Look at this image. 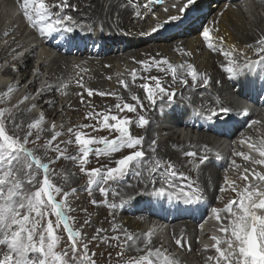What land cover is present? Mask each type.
<instances>
[{"label": "bare ground", "instance_id": "obj_1", "mask_svg": "<svg viewBox=\"0 0 264 264\" xmlns=\"http://www.w3.org/2000/svg\"><path fill=\"white\" fill-rule=\"evenodd\" d=\"M53 1L61 2V0H51L45 1V3L50 6ZM211 1H214L212 8H216L220 16L218 18L217 14L213 15L209 11L206 12V6ZM243 1L245 0H196L194 7L197 9L202 8V12L196 13L195 11L194 13L184 14L188 18L195 16L192 22L180 28H172L176 29L173 32H169V29L167 32H157L144 36L143 33L145 31L150 32L155 18L167 19L168 15L178 14L176 6V9L172 6L179 5L181 0H138L139 6L134 0L131 7H129L127 0H70V7L66 10H72V7L75 9L77 13L73 17L80 21L81 25L85 24L83 32L87 33V35L79 33L80 36L71 44L60 33L54 34L52 41L48 40L51 38H42L37 29L28 31V25L20 30L18 37L7 40L15 32L12 25L16 24L18 19L22 17L23 9L21 8L22 15L14 20H11L13 13H9L10 16L7 18V15L2 14V11L0 12V98H2L0 107L9 108L16 113L17 110L14 106L19 104L17 121L24 122L25 131L28 123L34 122L43 114L45 118L42 125L44 131L40 133L41 139L37 141L41 145L45 146L47 141L52 139L54 132L61 133L53 141L52 145L47 147L51 152L44 160V162H48L51 159L54 161V163L50 164L53 181H56L64 190L71 192L70 190H72L76 178H80L85 185L79 188L76 187L77 191L75 194L87 190L88 177L79 170L80 153L79 146L75 142V133L79 131L86 138L107 137L112 139L116 133H110L109 130L102 129L100 121L103 120L105 114H115L120 117L126 116L130 118L133 122L130 126V131L135 136H143L145 138L144 148L146 151L148 144L153 139L157 141V152L155 155L164 164L171 162L174 165V169L178 173H183L184 177L187 178L182 179L179 175L174 178L169 177L177 188L191 182L194 187L203 190V200L190 205L182 201H166L167 196L165 195V202H169V206H166L168 203L164 202L163 205L160 197L146 194L137 195L133 192V189H136V192L143 193L145 186L141 183V178L134 174L135 168L132 169V172L126 178L119 182H110L111 191L108 197H103L96 186H93L92 195L89 196L87 192L85 201L89 211H92L96 217V222L89 220L87 215L77 213L78 225L74 222L73 227L79 229L84 221H89L88 224H83V229L87 232L88 235H86L91 239L90 242L92 243L84 236L83 239L91 247L95 246L101 250L107 248L108 250L101 253L102 256L109 254L112 257V255H117L118 252L122 251L120 247H117L118 242L111 239V237L116 235L123 236V233H118L114 229H127L133 235L143 236V229L147 226L149 227L150 224L149 230L153 233L160 231V234H164L161 231L162 227L165 226L166 228L168 225L169 233L173 240L182 238L184 247L177 246L176 243L175 247L170 244H164L163 250L171 253L172 250L175 251L180 248L185 253L186 259H188L191 253L197 252L198 248L197 241L196 243L195 240L190 242L192 236L198 237L195 224L205 216L209 206L214 203V207L222 209L229 201L238 199L231 190L226 191L227 194L221 201L216 198L220 179L219 167H227L229 162L227 156L225 159V154L227 155V153H223L225 151L218 152L214 148V142L216 140L220 141L221 138L230 139L241 132L243 133V131H247L249 138L257 139L255 129L257 127L258 129L260 127L264 128V105H255L254 110L251 109L246 116L240 111L238 116L234 114L238 112L236 111L237 109H242L239 108V102H249V99L253 97L254 91L258 93L261 81L259 77L252 76V67L243 69L236 77V80L229 79L228 74L223 71V67L228 62L227 59L220 52H213L210 49L209 53H206L207 45L201 47L199 43L197 45V41L192 43V39L185 41L182 39L181 41L179 38V40H175L176 44L166 45V43L174 35H179V37H187V34L190 36L194 35L195 25H199L200 21H204L210 15L207 27L212 30L210 32L211 38L218 40L219 37H223L224 40L221 46L225 50L235 46L237 51L247 52V59L258 60L259 56L254 51V48L256 40L264 35V30H260L262 25L264 26V19L259 18V21H257V18L254 17L253 21L248 22L247 17H242L244 9L239 7L238 3ZM254 1L259 5L255 12L261 7L264 8V0ZM12 2L13 0H2L1 4L4 7L12 8ZM157 2H161L162 6L158 7ZM56 11H59V9L55 8L52 10V12ZM62 14H66V11L64 10ZM115 14H117L116 18H114ZM8 20H10V23L8 22L10 25H7ZM91 28H93L92 31ZM197 28L200 29V25ZM24 34L26 35L24 36ZM125 34L126 36L129 34V37H125ZM63 35L67 36V34ZM238 35H240V38ZM55 36H57V39L54 41L53 38ZM3 41L4 43H2ZM151 41L159 42L156 43L159 45L148 46ZM93 42L95 46L91 50L90 47ZM249 45H252L253 48L249 49ZM38 47L43 49L44 56L35 60L33 53L35 54V51L39 49ZM60 48L65 49L64 54L61 50L56 55H53ZM22 52L24 54L18 58L17 56ZM189 52L191 53L190 56L187 55ZM235 55L236 53L234 52L233 57ZM153 59L160 61L167 59L176 66L192 63L198 73L205 74L210 78V84L207 87L201 85L196 88L173 84L170 71L161 72L158 66H153L149 71L145 72L144 68L147 65L138 63L139 61L151 63ZM243 61L244 57H241L240 62L243 63ZM5 62L8 65L1 70ZM119 62L124 64L121 68L119 67L122 70L124 69V74L119 70L112 73L113 69H118L116 64ZM131 63H134L135 69L130 67L129 64ZM72 66H77V69L72 71ZM162 66L167 68V65ZM70 70L72 71L71 73ZM134 70L138 73L135 81L132 79ZM260 70L258 68L256 73H259ZM178 75L188 78L191 83L190 77L186 76V72L183 69H178ZM151 76H158L161 84L169 90L178 88V91H176V103L165 106L163 113L160 111L159 100H157L155 106L151 105L147 100L144 89L140 87L143 83H149L150 87H154V81L145 79ZM121 80L127 84V88L120 84ZM62 82L68 84L65 88L59 89V83ZM234 83H236L239 91L233 89ZM9 87L13 91L7 96H2ZM89 89L93 90L91 97L88 96ZM98 92L109 93V95L100 96L97 94ZM113 93L115 95H111ZM199 93L203 94V98H199ZM133 94L142 101L143 108L138 107L134 113L115 109V105L118 102L121 103V106L124 103L135 104L136 102L131 99ZM25 96H29L30 99L20 104V101ZM117 97L120 99L118 100ZM239 99L243 100L239 101ZM33 105L36 107L33 108ZM39 105L40 114H33L32 112ZM55 106L62 107L59 110ZM221 107L232 110L226 122L220 123L217 120L211 126L206 122V126L210 129L208 134L203 131L202 124H200L201 132L198 131L199 129H195L194 122L197 123L198 120L195 119L193 114L190 115L191 112L195 113L196 110H199L200 113L207 116L210 114V108L219 110ZM89 113L98 116L99 120L89 117ZM140 115H143L150 123L140 127ZM77 116H79L81 121L75 125L74 120H76ZM252 119L260 123L249 124V120L251 121ZM50 121L52 125L48 126L47 123ZM110 123L114 122L110 121ZM92 124L97 125V131H93L90 127H83L84 125ZM53 125H55L54 129ZM65 125H69L73 132L69 133V128L66 130ZM176 128L177 130L188 129L189 132L192 130L190 133L197 135L198 138L194 140L190 136L188 143L186 142L187 139L180 143L178 138L175 139L176 132H173ZM213 129H216L215 134H211ZM31 139H35V130ZM257 142L259 143L260 141L257 139ZM57 145L64 152V158L57 159L59 153L54 150ZM231 149H233V146ZM129 151L124 149L107 156L101 154L99 157L92 153L89 156V163L86 168L106 170L107 167H115V161L129 154ZM186 151H195L199 156L207 155L208 159L205 163L200 164L198 158L186 157L184 155ZM147 155L150 157L152 153L147 152ZM70 157H75V159ZM237 162H240L239 158ZM148 163H151V161ZM57 170L61 171V173H56ZM157 178L159 181V172L157 173ZM159 186V182L149 186L148 192L150 193L154 187ZM164 187L167 191L168 185L165 184ZM116 193L120 195H116ZM128 193H133V199L130 202H128ZM121 199L126 201V203L122 207H118L113 213L108 207V203H117L119 205ZM92 200H97L99 203L94 205ZM75 204L77 206V202ZM156 209H161V211H157L158 215H156ZM224 215V213H221V216ZM151 217L155 218L156 221L152 223L151 221H146L147 219L151 220ZM171 217H173V220L170 219ZM221 223L226 224L227 220L224 219ZM220 224L218 227L215 226L217 230ZM98 229H103V231L98 233ZM82 234L84 235V233ZM94 235L98 236L95 241L90 238ZM222 235L223 233L219 232L218 237ZM160 245L161 242L157 244V241H151L150 246L157 248ZM6 252H3L0 258H3ZM124 254L128 255V257H135L145 255L146 250L139 253L132 250ZM216 255L217 253L211 246L205 247L198 253L197 260L202 264H209L210 260L208 257H215ZM168 256L175 261V264H185L178 261L177 257H173V255L169 254ZM95 260L98 264H101L96 258ZM211 264H215V260H212Z\"/></svg>", "mask_w": 264, "mask_h": 264}, {"label": "snow or ice", "instance_id": "obj_2", "mask_svg": "<svg viewBox=\"0 0 264 264\" xmlns=\"http://www.w3.org/2000/svg\"><path fill=\"white\" fill-rule=\"evenodd\" d=\"M134 0H127L129 7L132 6ZM139 6L138 0H136ZM196 0H181L179 5H174L177 8L178 14L168 15L167 19L155 18L154 25L150 32L145 31L144 36L152 33H157L160 30L167 32L172 28H180L188 19L186 10L190 13L192 6ZM21 8L23 9L24 18L30 23L33 29H37L42 38H51L54 34L60 33L62 37L67 39L68 43H72L77 39L78 29L82 28L80 21L74 19L72 15L62 14L64 10L70 7L67 0H61V3L55 5L59 11L52 12L45 0H22ZM167 12V10H165ZM209 27H203L201 35L207 47L213 52H220L226 59L227 65L223 67V71L228 74L229 79H235L243 69L251 68L256 65L264 67V35L260 36L255 42L254 51L259 56L258 60L247 59V52L237 51L235 46L225 50L223 37H219V44L212 41ZM63 34H67L64 36ZM249 49L253 46L249 45ZM236 53L233 57V53ZM191 55V53H187ZM244 57L243 63L240 58ZM142 65H147L144 71H149L153 66H158L161 72H171L172 83L182 84L185 87H207L210 84V78L198 73L196 67L192 63L186 65H173L167 59L163 61L155 60L151 63L148 61H139ZM162 65H167L164 68ZM178 69H183L186 72L185 78L183 75H178ZM138 73L134 70L132 79L135 81ZM155 82L154 87H150L149 83L140 85L144 89L147 100L153 106L160 102V111L163 113L165 106H170L176 102L177 92L175 89L169 90L161 84L158 76L146 77ZM120 84L127 88V84L123 80ZM81 87H83L81 85ZM13 89L8 88L7 92L2 96H7ZM100 96L109 95V93L98 92ZM93 95V90H88V96ZM111 95H115L114 93ZM29 96H25L20 104L29 100ZM119 100L120 98L117 97ZM131 99L135 104L116 103L115 109L134 113L137 108H143L142 101L138 96L133 94ZM2 102V98H0ZM17 110L14 113L11 109L0 107V246H5L7 252L0 258V264H96L92 258L95 253H89V244L83 239V234L80 230L73 227V218L69 215L72 210L69 203V196L77 191L73 188L71 192L64 190L53 182L52 169L50 164L54 161L49 160L44 162L37 155L36 151L29 147L30 144H35L41 139L40 133L44 131L42 125L44 122L43 114L40 115L32 123L25 125L23 121H17V113H19V104L14 106ZM33 108L36 106L33 105ZM187 107V106H186ZM230 109L221 107L219 111L215 108L209 109V115L205 117L210 122V126L223 120L226 122L230 116ZM197 115H202L199 110ZM244 115H247V109L244 110ZM89 117L99 120L98 116L89 113ZM114 122V123H110ZM133 122L128 117H120L118 115L105 114L103 120L100 121L102 129L109 130L110 133H116L115 137L109 139L107 137L86 138L79 131L75 133V142L79 146V170L84 173L87 179V191L89 196L92 195L93 186H96L98 192L103 197L110 195V182H119L126 178L132 169H136L135 175L141 178V183L144 184L143 193L133 192L137 195H151L154 197H163L167 195L170 199L182 201L185 204L198 203L203 200V190L194 187L191 182L177 188L169 179V177L180 176L184 177L183 173H178L174 169L171 162L166 164L155 155L157 152V141L153 139L147 146V151L144 148L145 138L143 136H135L130 131V126ZM150 121L143 115L139 116V126L144 127ZM259 121H252V124H258ZM90 127L93 131H97V125H84ZM55 125H53V129ZM35 139H31L34 135ZM68 132H73L69 128ZM23 133V134H21ZM61 135L60 132H54L52 139L47 141L45 147L52 145L53 141ZM245 141H241L244 143ZM248 147L255 151L259 159L245 154L244 152L235 153V155L243 158L244 161H250L253 165L264 166V140L258 144L249 142ZM130 150L129 154L124 155L115 161V167H107L106 170L101 168L87 169L89 156L95 153L97 157L101 154L107 156L111 153H117L121 150ZM59 155L57 159L64 158V152L57 145L54 149ZM147 152H151L152 156H148ZM186 157L198 158L199 163L203 164L207 161V155L199 156L195 151H186ZM75 159V157H70ZM151 161V163H148ZM232 164L236 165L235 161ZM159 172V181L157 173ZM245 174L241 175V179L245 181V186L239 189L235 186V181L231 182L230 187L236 193L238 199L229 201L224 208L212 207L211 212L214 214L217 221L227 220V223H221L219 232L222 236H212L214 243L211 247L217 255L208 257L209 260H215V264H264V171L256 169L244 168ZM146 173V174H145ZM249 176L251 181L249 182ZM42 177V178H41ZM160 183L159 187H154L149 193L148 187ZM168 185V189L164 185ZM187 189V190H185ZM221 192L225 189L221 188ZM116 195H120L116 193ZM128 202L133 199V193H128ZM57 197H60L58 199ZM95 205L99 203L97 200H92ZM126 201L121 199L120 204L108 203V207L115 212L118 207H122ZM224 213V216H221ZM55 217V220L49 219V216ZM88 224L89 221H84ZM67 234V246L63 251H57L61 243V236L57 234V230L61 229ZM118 233H123V236L116 235L111 239L116 240L117 247L122 249L117 253L118 257H123L127 251L142 252L146 250L145 255L128 257L123 264H175L161 248H152L151 237L153 233L149 231L143 236L133 235L127 229H114ZM103 231L98 229L97 232ZM98 236L94 235L92 240H96ZM177 246L184 247L182 238L175 240ZM119 264V261H118Z\"/></svg>", "mask_w": 264, "mask_h": 264}, {"label": "rangeland", "instance_id": "obj_3", "mask_svg": "<svg viewBox=\"0 0 264 264\" xmlns=\"http://www.w3.org/2000/svg\"><path fill=\"white\" fill-rule=\"evenodd\" d=\"M45 1L48 2V1H51V0H45ZM67 2L70 5V0H67ZM1 3H2V0H0V5H1L0 12L2 11V14L7 15V18H8V16H10V14H11V7H4ZM60 3L61 2H59V1L58 2L53 1L51 3V5L49 6L50 10L51 11L54 10L55 9V5H58ZM160 3L161 2H157V6H159ZM213 5H214V1H211L209 4H207V6H206V12L209 11L210 14H213V15L214 14H217L218 15L217 18H218L220 16L217 13L216 8H212ZM247 6L248 7L243 10L244 12L242 14V17H247L248 22L253 21L254 20V17L257 18V21H259V18L264 19V13H263V9L264 8L261 7V9H258L255 12V9L258 8L259 5H257L254 0H251V3L249 5H247ZM172 7L174 9H176L175 6H172ZM71 9L72 10H68V11L65 10V11H66V14H68V12H70L68 15H72L73 16L77 12L75 11V9L73 7ZM195 11H196V13L197 12H202V8L197 9L194 6H192L190 13H194ZM187 13L189 14V12L186 10V13L185 14H187ZM116 16H117V14H115L114 18H116ZM209 16L206 17V19L204 21H200L199 22L200 23L199 24L200 25V29L197 28V26H199L198 24L195 25V28L196 29L193 32L194 35L191 34L192 36H190L189 34H187V37H184V36L183 37H179V35H174L171 39H169V42H167L166 45L174 44L175 43V40H179V38H180L181 41H182V39L184 41L185 40L192 39L191 40L192 43H194V42L197 41V45L199 43L201 47L205 46L206 43L203 41V37H202V35L200 33L202 31V26L203 27H207V23L210 21ZM194 17L195 16H193L192 18L191 17L188 18L185 21L184 25L187 24V23L192 22L194 20ZM22 18H23V15H22L21 18L18 19V21L16 22V24L12 25L13 26V31L18 32V33H15V32L12 33L11 37H9L7 40H10V39H12L14 37H18L19 34H20V32H21L20 30L23 29V27L26 26V25H28V31H30V30L33 31V28L31 27V25H29V22L27 20H24V22H23V19ZM4 19H6V18L4 17ZM8 22L10 23V20L7 21V25H10ZM84 25L82 24V28L81 29H78V35H77V37L80 36L79 33H81V35H84V34L87 35L86 32H83V28H85ZM92 29L93 28H91V31H92ZM261 29L264 30V26L263 25L260 28V30ZM175 30L176 29H170L169 32H173ZM234 33H236V32H234ZM25 35L26 34H24V36ZM91 36H92V34H91ZM124 36L125 37H129V34L127 36L125 34ZM23 37H22V39H23ZM33 37H31V38H33ZM238 37L240 38V35H238ZM186 38H188V39H186ZM56 39H57V36H55L53 38L54 41ZM211 39H212V41H214L217 44H219V41L217 39L216 40L214 38H211ZM48 40L52 41V37H51V39H48ZM170 40H173V41H170ZM2 43H4V41ZM156 43H159V42L151 41V43L149 42L148 46H152L153 44L154 45H159V44H156ZM178 44H179V42H178ZM94 46H95V43L93 42V44L91 45L90 49L92 50L94 48ZM38 48L39 49H37L35 51V54L33 53V57L35 58V60H37L39 58H42L44 56L43 49H41V47H38ZM61 50L63 51V54H64V50L65 49L60 48L55 53H53V55H56ZM206 53H209V48L208 47H206ZM23 54H24V52L20 53L17 57L19 58ZM6 63L7 62H5L4 67L8 65V63L7 64ZM129 65H130V67H132L133 69H135L134 63H131ZM116 66H117L116 68H118V69H113L112 70V73L113 72H116L117 70H119L121 73L124 74V72H125L124 69L123 70L120 69L121 66H124L123 62H122V64H121V62H119L118 64H116ZM75 69H77V66H74V67L72 66V71H75ZM72 71L70 70V73ZM67 84H66V82L65 83H63V82L62 83H59V89L65 88V86H67ZM234 84L235 85L233 86V89H235V91H236L237 90L236 83H234ZM114 89H115V87H114ZM176 91H178V88L176 89ZM199 98H203V94L202 93L201 94L199 93ZM240 100H243V99H239V101ZM239 103H240V107L239 108H242V109H239V110L237 109L236 111H238V112L236 114H234V115L235 116H238L240 112L244 114V110L245 109H247V114H248L250 112V110H251V107L248 106V105H246V102L245 101H243V102L241 101ZM61 107L55 106V108L56 109H59V110L61 109ZM217 111H219V110H217ZM196 112H197V110H196ZM231 112H232V110L230 111V113ZM32 113L39 115L40 114V105ZM200 116H198L196 114V117H198V120H199L197 123H201L202 124L203 131L208 134L210 132V129L206 126V122H208V124H210V122L207 119H205V117H207L208 115L206 116L205 114L204 115L202 114ZM238 119H240V118H238ZM74 121H75V125H77L78 123H80L81 119H79V116H77L76 117V120H74ZM223 121H224L223 120V117H221V120H219V122L222 123ZM252 121H254V119H252L251 121L249 120V124H252ZM194 124H195V127H196V123L195 122H194ZM47 125L48 126L52 125V122L51 121L48 122ZM68 128H69V125H65V129L67 130ZM202 129L199 128V132H201ZM214 131H216V129H213L211 131V134H215ZM173 132H176L175 139L178 138V140H179L180 143L184 142L185 139H187L186 142L188 143V140H189L190 136H192L189 133H187L186 135H185L184 132H181L180 133L177 130V128L174 129ZM242 134H243L244 137L242 136ZM255 134H257V139L259 141L264 140V128H261L260 127V129H258V127H257L255 129ZM178 135H179V137H177ZM251 136H252V134H251ZM60 138H62V137H60ZM192 138L194 140H196L198 137L192 136ZM248 138H249V135H248L247 131H243V133L241 132L239 135L234 136V137H232L230 139L221 138L220 141H217L216 140V142H214V148L218 152L225 151L223 153H227V155L225 154V159H226V156H227V159H228V162H229V164L227 165V167L226 166H223L221 168L219 167L220 179H219V187H218L217 195H216V198L219 201H221L222 199H224L225 195L227 194L226 193L227 190H231L232 191V188L230 187L231 182L235 181V186H237L239 189H242L245 186V181H242V179H240V176L242 174H245L243 172V170H244L245 167H247L249 169L255 168L257 171H264V166H261V165H253L250 161H244L242 157L235 155V153L244 152L245 154H248L250 156H253V157L259 159L258 154L255 151H253L252 149H250L248 147V143L249 142L254 143V144H258L257 139H255L253 137L252 138H249V139ZM212 139H213V137L211 138V141H212ZM236 140H238V143L236 142ZM242 140L245 141V142L244 143H241ZM229 143H230V145H229ZM232 146H233V149H231ZM29 147L33 148L36 151L37 155H39L42 158L43 161L45 160V157H47V155L51 152V150L47 149L44 145H41L39 142H36L35 144H30ZM240 147H241V149H240ZM238 158H239L240 162H237ZM215 159L216 160H220L219 158H215ZM51 160H53V159H51ZM232 161H235L236 162V165H239V168H237L236 166H234L232 164ZM56 173H61V171L57 170ZM250 181H251V176H249V182ZM53 182L56 183L58 186H60L56 181H53ZM84 185H85V183H84V181L82 179L76 178V180H75V182L73 184V187L75 186L74 188L76 189V187L79 188V187H83ZM73 187H72V189H73ZM221 188H224L225 191L224 192H221L220 191ZM84 191L85 192L82 191V192L77 193V194L73 193L68 198L69 199L70 206H71V209H72L69 212V215L73 218V221H72L73 222V226H74V222H75V224L78 225L79 219H77V213H81L83 215H87V217L89 218V220H93L94 222H96V217L94 216V214H93L92 211H89L87 202L85 201V199H86V193L88 191L87 190H84ZM233 193L236 195L235 192H233ZM57 198L60 199V197H57ZM149 199H150V197H149ZM160 199H161V201L163 202V205H164V202L166 200V197L163 196V197H160ZM169 200H175V199H169V197L167 196V200L166 201H169ZM76 202H77V206L75 204ZM176 202H179V201L176 200ZM168 206H169V203H168ZM212 207H214V203L209 206L208 212H206L205 216H203L202 219L199 220L198 222H196V224H195L197 226L198 237L196 238L195 236H192V239L190 240V242L192 240H195V243H196V241H197L196 244H197L198 248H197V252L191 253L189 255V258L188 259H186L185 253L182 252V249H180V248H177L175 251L172 250L171 253H169L168 251H164L163 250L164 244H170L172 247H175V241L173 240L171 234L169 233V227H168V225L166 226V228H165V226L162 227V230L161 231L164 232V234H160V231L158 233L155 232L154 233L155 235H153L151 237V241H157V244H159L161 242V245L159 246V248H161V251L165 252L166 255H169L170 254V255H173V257H177L178 261L184 262L185 264H202V263H200L197 260L198 253H200L203 250V248L205 249V247H210L214 243V241L211 239L212 236H217V237L219 236V231L216 229L215 226L218 227V225L221 223V221H217L216 220L214 214L211 212V208ZM158 210H160V209H158ZM48 218L49 219H52L53 221L55 220L54 215L53 216H49ZM187 219H188V217H187ZM83 224L84 223H82L81 228L79 227V229H77V230H80L82 233H84L83 236L86 239H88V241L90 242L91 239H89L87 237L88 234H87V232H85V229H83ZM57 234L61 236V243L58 246L57 251H63V249L67 246V234L65 232H63L62 228L57 230ZM159 236H160V238H159ZM90 238H92V237H90ZM90 243H92V242H90ZM186 244H187V242H186ZM105 250H108V249L106 248V249L101 250V249H98L95 246L94 247H91L89 245V253L90 254L91 253H95V256L92 257V258L94 260L96 258L97 260L100 261L101 264H118V261H119V264H123L124 260H127L128 255H126V254H124L123 257H118L115 254L112 255V257H110L109 254L102 256L101 253L103 251H105ZM6 251H7V248L5 246H0V255H2L3 252H6ZM95 262H96V260H95ZM211 263H212V260H210V263L209 264H211ZM96 264H98V262H96Z\"/></svg>", "mask_w": 264, "mask_h": 264}]
</instances>
